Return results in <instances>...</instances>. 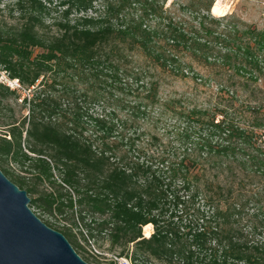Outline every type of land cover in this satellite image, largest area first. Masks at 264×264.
I'll return each mask as SVG.
<instances>
[{
  "label": "trees",
  "instance_id": "16d2710c",
  "mask_svg": "<svg viewBox=\"0 0 264 264\" xmlns=\"http://www.w3.org/2000/svg\"><path fill=\"white\" fill-rule=\"evenodd\" d=\"M166 1L0 0V171L87 264H264V32Z\"/></svg>",
  "mask_w": 264,
  "mask_h": 264
},
{
  "label": "water",
  "instance_id": "95a60500",
  "mask_svg": "<svg viewBox=\"0 0 264 264\" xmlns=\"http://www.w3.org/2000/svg\"><path fill=\"white\" fill-rule=\"evenodd\" d=\"M29 203L26 192L0 171V264H87Z\"/></svg>",
  "mask_w": 264,
  "mask_h": 264
},
{
  "label": "rangeland",
  "instance_id": "374dc122",
  "mask_svg": "<svg viewBox=\"0 0 264 264\" xmlns=\"http://www.w3.org/2000/svg\"><path fill=\"white\" fill-rule=\"evenodd\" d=\"M187 1L188 0H167L164 9L173 11L177 5ZM217 1L218 0H215L212 10H210V14L213 17L220 18V16L223 17L231 15L241 22L253 25L257 29L264 32V0H221V3L225 5L223 10H218L216 8ZM212 12H217L218 15L216 16ZM5 79H7L6 74L4 72H0V83H5L6 85ZM28 93L29 91H19L20 99H18L17 103L14 101L10 103L12 105L11 111L0 108V122H4V120L11 114H14L16 118L27 115L25 110L21 111L20 101L23 97L27 96ZM160 95L164 100H176L177 106L175 108H192L193 106L215 108L217 103L228 104L227 96L219 94L215 86L197 85L189 78L184 80L166 78ZM2 129L3 128L0 127V135L2 134ZM30 209L33 213L36 212L35 209ZM142 233L143 236H145L143 230ZM119 253L120 251L116 249L113 252H107L106 255L107 258L113 260V257L119 256ZM126 258L130 260L129 257Z\"/></svg>",
  "mask_w": 264,
  "mask_h": 264
},
{
  "label": "built area",
  "instance_id": "2783aa9c",
  "mask_svg": "<svg viewBox=\"0 0 264 264\" xmlns=\"http://www.w3.org/2000/svg\"><path fill=\"white\" fill-rule=\"evenodd\" d=\"M233 1H238V0H233ZM6 85H8V87L10 89H18L19 88V84L16 80H8L5 79ZM5 84V83H4ZM113 260L117 263V264H132L131 261L129 259H127L126 257H113Z\"/></svg>",
  "mask_w": 264,
  "mask_h": 264
},
{
  "label": "bare ground",
  "instance_id": "6f19581e",
  "mask_svg": "<svg viewBox=\"0 0 264 264\" xmlns=\"http://www.w3.org/2000/svg\"><path fill=\"white\" fill-rule=\"evenodd\" d=\"M224 6H225V5H223V4L221 3V0H218V1H217L216 8H217L218 10H223ZM212 13H213V12H212ZM220 17H221V16H220ZM143 231H144V235H145V236H149V235H151V232H152V227H151V225H147V226H145V227L143 228Z\"/></svg>",
  "mask_w": 264,
  "mask_h": 264
}]
</instances>
